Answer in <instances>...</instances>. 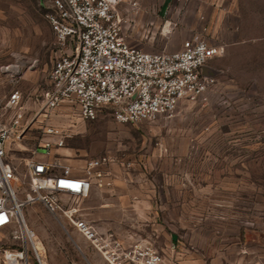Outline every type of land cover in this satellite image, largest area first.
Wrapping results in <instances>:
<instances>
[{
  "label": "rangeland",
  "instance_id": "obj_1",
  "mask_svg": "<svg viewBox=\"0 0 264 264\" xmlns=\"http://www.w3.org/2000/svg\"><path fill=\"white\" fill-rule=\"evenodd\" d=\"M244 5L247 21L237 38L248 40L209 61L207 71L217 78L211 90L181 102L171 115L122 122L110 106L87 119L69 102L47 117L34 116L59 55L47 17L51 0H0V121L12 117L5 102L16 88L26 112L22 136L9 141L8 157L23 174L29 157L81 174L89 160L111 154V185L94 186L83 198L59 193V200L80 205L98 225L109 218L100 211L112 209L109 219L118 221L122 236L152 235L166 248L175 242V255L185 264H264V0ZM203 27L207 35L208 25ZM167 33L161 26L150 49L178 48L180 42ZM46 123L65 133L50 153L41 146ZM24 213L44 248V264H108L63 211L38 200ZM21 250L23 257L14 254ZM7 255L19 256V262ZM27 258L37 261L31 240L1 230L0 264H27Z\"/></svg>",
  "mask_w": 264,
  "mask_h": 264
},
{
  "label": "built area",
  "instance_id": "obj_2",
  "mask_svg": "<svg viewBox=\"0 0 264 264\" xmlns=\"http://www.w3.org/2000/svg\"><path fill=\"white\" fill-rule=\"evenodd\" d=\"M121 2L51 0L47 17L59 55L50 73V86L43 92V104L34 116L47 117L63 102H69L77 105L87 119L96 118L105 106H110L118 121H148L171 115L181 102L211 90L217 78L207 66L225 51V46L211 43L206 27L194 31L176 49L147 50L129 41L131 18L120 8ZM22 98L18 88L9 94L5 106L14 111L9 120L0 121V231L9 229L14 237L22 239L25 234L31 240L34 232L24 209L40 200L51 210L63 211L108 264H183L175 255V242L166 248L152 235L122 236L84 217L80 205L59 200V193L83 198L94 186L111 185L113 180L107 178L111 170L106 167L116 159L111 154L89 160L86 172L81 174L69 165L58 169L54 161L37 157L25 160L24 174L19 170L8 157V144L23 133L26 112ZM43 132L41 146L47 153L54 144H63V128L46 123ZM19 181L22 185L16 187ZM35 251L39 264H44L41 254ZM26 262L31 264L28 258Z\"/></svg>",
  "mask_w": 264,
  "mask_h": 264
},
{
  "label": "crops",
  "instance_id": "obj_3",
  "mask_svg": "<svg viewBox=\"0 0 264 264\" xmlns=\"http://www.w3.org/2000/svg\"><path fill=\"white\" fill-rule=\"evenodd\" d=\"M155 4H159L160 10L155 9ZM244 4L245 0H122L120 8L131 18L127 28L129 41L144 49L151 50L153 45L158 44L159 38L156 35L161 26L169 31L168 35L172 33L181 45L185 38L207 24L210 42L223 44L225 51H228L233 44H244L248 40L237 38L242 24L247 21ZM177 7L179 9L175 10ZM164 14L168 15L164 18ZM179 28L181 31L177 34L171 32V29ZM231 33L236 37L229 38ZM100 212L101 218H110L113 213L109 208ZM109 218L108 224L99 226L103 229L112 228L120 233L118 221Z\"/></svg>",
  "mask_w": 264,
  "mask_h": 264
},
{
  "label": "bare ground",
  "instance_id": "obj_4",
  "mask_svg": "<svg viewBox=\"0 0 264 264\" xmlns=\"http://www.w3.org/2000/svg\"><path fill=\"white\" fill-rule=\"evenodd\" d=\"M7 68H9V67H7ZM31 242H32L33 247L36 248L37 251H38L40 254L44 255V248H43L41 242H40L39 240H37L36 237H34V235H32V237H31ZM18 253H21V252H17V253H14V254H18ZM21 255H22L21 257L24 256L23 253H21ZM7 257H8V255H7ZM8 258H9V260H10L11 262H16V263L19 262V256H16V259H15L14 257H12V256H10V257H8ZM45 262H46V261H45ZM45 262H44V263H45Z\"/></svg>",
  "mask_w": 264,
  "mask_h": 264
},
{
  "label": "trees",
  "instance_id": "obj_5",
  "mask_svg": "<svg viewBox=\"0 0 264 264\" xmlns=\"http://www.w3.org/2000/svg\"><path fill=\"white\" fill-rule=\"evenodd\" d=\"M35 264H39V262L38 261H36V263Z\"/></svg>",
  "mask_w": 264,
  "mask_h": 264
}]
</instances>
